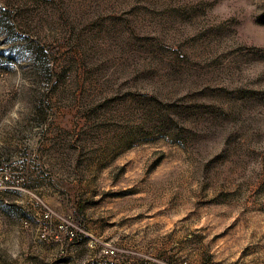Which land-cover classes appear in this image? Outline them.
Returning <instances> with one entry per match:
<instances>
[{
  "label": "rangeland",
  "instance_id": "obj_1",
  "mask_svg": "<svg viewBox=\"0 0 264 264\" xmlns=\"http://www.w3.org/2000/svg\"><path fill=\"white\" fill-rule=\"evenodd\" d=\"M0 52V264H264V0H0Z\"/></svg>",
  "mask_w": 264,
  "mask_h": 264
},
{
  "label": "snow or ice",
  "instance_id": "obj_2",
  "mask_svg": "<svg viewBox=\"0 0 264 264\" xmlns=\"http://www.w3.org/2000/svg\"><path fill=\"white\" fill-rule=\"evenodd\" d=\"M6 55V53L4 52H0V56Z\"/></svg>",
  "mask_w": 264,
  "mask_h": 264
},
{
  "label": "built area",
  "instance_id": "obj_3",
  "mask_svg": "<svg viewBox=\"0 0 264 264\" xmlns=\"http://www.w3.org/2000/svg\"><path fill=\"white\" fill-rule=\"evenodd\" d=\"M110 252H112V253H113V252H114V251H113V249H112Z\"/></svg>",
  "mask_w": 264,
  "mask_h": 264
}]
</instances>
